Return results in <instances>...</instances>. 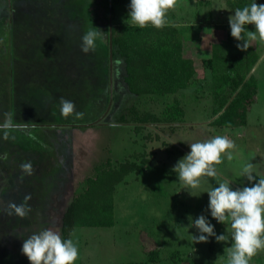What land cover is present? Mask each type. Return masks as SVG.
<instances>
[{
  "label": "rangeland",
  "instance_id": "1",
  "mask_svg": "<svg viewBox=\"0 0 264 264\" xmlns=\"http://www.w3.org/2000/svg\"><path fill=\"white\" fill-rule=\"evenodd\" d=\"M92 1L0 0V124L10 117L14 124L26 123L0 128V264H29L21 248L33 232L51 228L61 235L62 217L78 184L108 160L113 165L131 161L138 169L116 186L112 228L72 231L70 239L79 249L75 264L146 263L153 251L158 261L150 264H228L230 241L194 243L191 235L198 232L189 227L191 218L203 214L218 235L228 234L230 225L217 223L208 211L207 191L224 181L233 188L250 186L240 175L248 161L264 171V38L248 40L262 57L253 70L258 100L248 111L247 125L217 128L210 125L212 74L204 61L211 46L224 39L222 27L232 16L227 0H176L166 24L179 22L198 44L188 52L198 65L195 80L176 95L140 98L128 92L115 49L110 69L106 38L97 40L94 52L81 51V37L96 27ZM128 12L117 7L113 24L132 23ZM62 98L73 101L83 116L64 117ZM175 103L183 111L179 121H133L135 109L161 117ZM98 119V125L83 126ZM217 135L235 142L234 158L224 157L217 175L201 178L199 189H187L175 165L190 144ZM28 162L32 175L21 168ZM29 195L28 217L7 215L9 202L22 203ZM250 264H264V249Z\"/></svg>",
  "mask_w": 264,
  "mask_h": 264
},
{
  "label": "trees",
  "instance_id": "2",
  "mask_svg": "<svg viewBox=\"0 0 264 264\" xmlns=\"http://www.w3.org/2000/svg\"><path fill=\"white\" fill-rule=\"evenodd\" d=\"M227 3L234 14L237 8L250 5L252 0H227ZM257 3L264 4V0H257ZM129 4L130 0H93L90 8L94 24L103 31L101 37L108 40V47L110 18L112 20V49L123 61L128 92L137 98L166 97L190 88L198 65L188 52L196 50L198 44L185 42L174 24H166L160 29L151 25L140 28L133 23L113 24L116 8L124 7L129 11ZM222 31L224 39L211 46V57L204 61L212 74L210 95L214 119L210 125L217 128L244 127L249 109L258 100L259 83L252 71L261 54L249 44L244 51L238 49L229 24L223 26ZM133 113V121L138 124L172 123L183 116L178 103L168 107L161 117L136 109ZM120 121L125 122V117L122 116ZM136 169L137 164L131 161L113 165L108 160L95 166L94 174L78 184L65 210L61 236L70 239L75 228H112L115 225L113 196L116 186ZM158 256V251H153L148 254L146 263L127 264L154 263Z\"/></svg>",
  "mask_w": 264,
  "mask_h": 264
},
{
  "label": "clouds",
  "instance_id": "3",
  "mask_svg": "<svg viewBox=\"0 0 264 264\" xmlns=\"http://www.w3.org/2000/svg\"><path fill=\"white\" fill-rule=\"evenodd\" d=\"M176 6V0H130L128 19L140 28L151 25L157 29L165 27L168 10ZM253 25L254 31L248 26ZM230 34L236 40L237 48L244 51L248 40H255L257 35L264 38V4L252 0L250 5L237 8L229 18ZM103 31L92 27L81 37V51L84 54L96 50L97 40ZM60 112L64 117H82L76 111L73 101L61 99ZM26 126L14 124L10 117L0 124V128H19ZM190 152L180 159L173 171L178 172L179 180L187 189H199L203 177H215L216 165L222 164L224 157L231 161L235 142L227 136L195 142L189 145ZM22 170L32 175L31 162L21 165ZM240 175L246 178L250 186L233 188L229 181L220 183L207 191L208 211L217 223L230 225L228 234H217L215 225L201 214L189 228L195 227L198 235H191L194 243H207L210 238L216 242H229L228 264H250L258 251L264 249V171L251 161L244 163ZM189 192V191H188ZM190 193V192H189ZM193 196V195H192ZM197 197V196H194ZM31 196H25L24 202H9L7 215L24 219L32 209L28 204ZM21 253L29 264H75L79 249L72 239H64L57 231L43 228L23 238Z\"/></svg>",
  "mask_w": 264,
  "mask_h": 264
},
{
  "label": "water",
  "instance_id": "4",
  "mask_svg": "<svg viewBox=\"0 0 264 264\" xmlns=\"http://www.w3.org/2000/svg\"><path fill=\"white\" fill-rule=\"evenodd\" d=\"M111 28H112V20L110 18V33H109V66H110V69H112V59H113V49H112V32H111ZM111 83V82H110ZM109 90H110V99H111V96H112V85L110 84L109 86ZM101 119H98L96 122H93V123H89V124H86V125H83V126H94V125H98L99 124V121Z\"/></svg>",
  "mask_w": 264,
  "mask_h": 264
},
{
  "label": "crops",
  "instance_id": "5",
  "mask_svg": "<svg viewBox=\"0 0 264 264\" xmlns=\"http://www.w3.org/2000/svg\"><path fill=\"white\" fill-rule=\"evenodd\" d=\"M233 15V13H232ZM170 17L173 19V16L170 15ZM172 22V21H171ZM172 24L176 25V27L178 28V30L180 31L183 39L185 42H190V41H193L192 39L194 37H190V35L188 36V32L186 31L185 27H183L179 22H172ZM188 38V39H187ZM192 38V39H191ZM202 42L199 43V47L201 46ZM262 56H260V59H261ZM260 62V60L258 61ZM255 68V67H254ZM254 70V69H253ZM252 74H253V71H252Z\"/></svg>",
  "mask_w": 264,
  "mask_h": 264
}]
</instances>
